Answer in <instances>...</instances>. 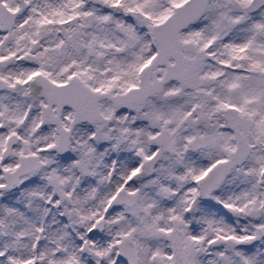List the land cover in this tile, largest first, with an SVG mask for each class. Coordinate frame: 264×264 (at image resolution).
<instances>
[{
  "label": "snow or ice",
  "instance_id": "1",
  "mask_svg": "<svg viewBox=\"0 0 264 264\" xmlns=\"http://www.w3.org/2000/svg\"><path fill=\"white\" fill-rule=\"evenodd\" d=\"M0 264H264V0H0Z\"/></svg>",
  "mask_w": 264,
  "mask_h": 264
}]
</instances>
